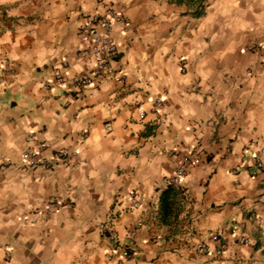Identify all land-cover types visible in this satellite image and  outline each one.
Wrapping results in <instances>:
<instances>
[{
	"label": "crops",
	"instance_id": "1",
	"mask_svg": "<svg viewBox=\"0 0 264 264\" xmlns=\"http://www.w3.org/2000/svg\"><path fill=\"white\" fill-rule=\"evenodd\" d=\"M103 2L128 20L112 31L122 81L45 90L62 62L90 70L77 30L104 4L0 0V264H117L105 236L122 248L131 231L122 264H264V55L248 51L264 43V0ZM32 145L71 155L28 170Z\"/></svg>",
	"mask_w": 264,
	"mask_h": 264
},
{
	"label": "built area",
	"instance_id": "2",
	"mask_svg": "<svg viewBox=\"0 0 264 264\" xmlns=\"http://www.w3.org/2000/svg\"><path fill=\"white\" fill-rule=\"evenodd\" d=\"M97 1L99 5L104 4L103 0ZM103 6L104 11L102 14L82 15L83 23L77 30V36L85 43L84 48L78 51V56L90 65V70L88 72L70 75L68 73V63L62 62L59 69L54 73V80L44 82L42 85L43 89L49 90L53 85H59L65 87V89L75 87L82 90L93 87L96 79L105 80L110 77L117 78V76L122 81L124 75L114 70V63L118 59L120 52L115 39L112 37V31L115 27L127 29L128 20L120 11L113 9L110 5L104 4ZM248 51L253 53L259 52L264 55V43L260 45L253 44L248 48ZM3 75L2 73L0 76L1 79ZM160 103L161 100L156 101L157 106ZM107 129L109 130V128ZM26 140L29 143H34L35 137L30 135ZM43 148V145H32L23 151L20 157L26 169L34 170L37 168H45L52 170L54 167L63 164L71 155L68 151L63 150L57 152L53 160H49L41 155ZM200 154L201 148L199 145H196L189 153L179 156L176 160L172 175L165 181L166 185L171 188L178 187L185 178L189 168L199 164ZM257 167L260 170L262 169L261 164H257ZM128 202L132 209H137L143 205L144 198L142 195L130 193ZM51 207H54V205H51ZM233 233L239 244H248L246 236L239 234L236 230H233ZM105 237L112 249L110 258H113L117 251H121L122 257L117 259V264H122L124 260L132 259L136 254L134 245L135 231L129 233L130 243L122 248H120L114 233L109 232ZM210 240L216 242L218 235H211ZM206 247L205 244L201 245V251H205L207 249Z\"/></svg>",
	"mask_w": 264,
	"mask_h": 264
},
{
	"label": "trees",
	"instance_id": "3",
	"mask_svg": "<svg viewBox=\"0 0 264 264\" xmlns=\"http://www.w3.org/2000/svg\"><path fill=\"white\" fill-rule=\"evenodd\" d=\"M171 189V187H169Z\"/></svg>",
	"mask_w": 264,
	"mask_h": 264
}]
</instances>
